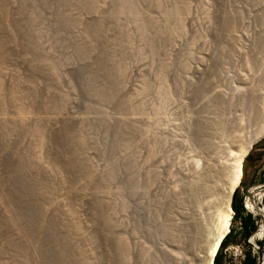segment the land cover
Instances as JSON below:
<instances>
[{"label":"bare ground","instance_id":"6f19581e","mask_svg":"<svg viewBox=\"0 0 264 264\" xmlns=\"http://www.w3.org/2000/svg\"><path fill=\"white\" fill-rule=\"evenodd\" d=\"M33 1L8 0L0 9L12 37L10 41L0 37V105L4 106V100L9 98L12 103L7 105L14 108L10 115L7 113L10 126L18 132L26 129V137L21 140L28 161L24 165L41 180L39 187L47 198L43 204L63 209V226L68 228L70 244L78 248L81 262H99H95L98 255L94 258L96 250L92 249L96 235L90 225H82L81 215L66 200L74 190L84 197V191L91 186L103 196V222L108 237L115 242L119 264H150L160 257L142 244L144 232L158 243L164 238L171 241L170 245L161 242V259L168 264H214L230 231L234 213L231 202L242 179L243 161L264 136V0H199L200 12L195 17L190 12V0H61L56 8L65 27L64 37L76 49L61 44V28H55L58 31L53 30L54 34L43 29L42 12ZM19 2L25 4L22 12ZM15 14L30 38L22 60L10 50L19 49L21 44L11 22ZM195 18L202 30L192 37L198 34L199 39L192 38V42L196 41L193 46L189 41L185 49L178 47L177 43L186 38L187 23H195ZM135 34L154 59L158 58L160 69L158 64L150 63L153 59L148 60L150 66H157L152 69L159 72L160 82L173 84L175 92H169V98L176 102L183 120L175 131L166 130L159 120L145 114L153 82L144 72L148 67L144 70L141 60L148 55L141 52L145 47L139 48ZM75 52L79 56L76 60ZM147 62L146 59L144 63ZM93 63L99 73L106 71L107 76L93 77L88 70L84 76L88 95L80 103L84 113L80 114L76 110L80 100L65 73L75 66L88 69ZM23 68L31 69V79L23 80ZM44 74L51 81L44 82ZM3 86L7 87L5 91ZM38 91L44 94V111L36 108V102L34 105ZM27 110L33 114L29 116ZM1 116L7 119L6 113ZM66 119L77 126L69 139L74 154L67 153L78 162L72 183L65 179L64 165L56 157H44L48 128L60 129ZM94 121H101L104 127L115 122L116 134L110 131L112 138L106 131L99 134L100 127L97 130ZM178 133L184 136L181 141L190 139L198 155L197 167L177 180L166 181L162 165L175 157ZM108 141L109 155L105 153L108 146H103ZM99 156L101 161L96 158ZM116 182L114 192L112 183ZM82 200L80 206L84 205ZM143 218L145 225L141 223ZM263 230L264 227L260 235ZM82 240L89 242L87 256L80 245ZM262 261L264 264V248Z\"/></svg>","mask_w":264,"mask_h":264},{"label":"rangeland","instance_id":"374dc122","mask_svg":"<svg viewBox=\"0 0 264 264\" xmlns=\"http://www.w3.org/2000/svg\"><path fill=\"white\" fill-rule=\"evenodd\" d=\"M7 1L8 0H0V9H1V6L6 4ZM60 1L61 0H34L33 2H36L38 4L37 6L42 12L43 29L54 34L55 31H58L61 28V31L59 32L61 33L63 31L60 35L61 44L67 48L71 46L72 49H76L74 45L68 39L64 37L65 27L62 24V19L59 16L57 8H56L58 7V2ZM190 2L192 5H194V7L190 5V12H192L194 14L193 17H195V14L198 15L200 12V8L197 9V5H198L197 3H199L200 5V1L190 0ZM109 3H110V0H109ZM165 3H169V2H165ZM21 4L23 8L21 7L19 8V10L22 12L23 10L21 9L25 8V4L23 2ZM40 4H41V7H40ZM199 5L198 7H200ZM26 7H29V5H27ZM197 15L196 17L200 18ZM12 21L14 23L12 24L15 26V30L17 31L16 33L18 35V38L21 44L20 46L18 45L19 49L16 48V49H10V50L15 58L17 57L19 60H22L21 54L23 50L26 48L27 43L30 42V38L28 35H26L24 23L21 21L19 16H16V14L13 15L11 22ZM193 21H195V23ZM193 21H192L193 23H190V21L187 23L188 29L186 28L187 29L186 38L181 39L177 43L178 47H181V48L184 47L183 49H185V46L186 47L188 45L190 46V42H191V46H193V43H195L196 41L194 40V42H192L193 41L192 38L197 37L199 39V35H198L199 31L202 30L201 24H200L199 19L195 18L193 19ZM196 22H198L199 24ZM89 25L92 26L91 23ZM195 25H197V27H199L198 25H200L197 31H196L197 27ZM55 28L57 29L59 28V29L57 30ZM0 31H1L0 37L2 39H4L5 41H10V38L12 39V37L8 34L3 24V17L1 13H0ZM195 32L196 33L198 32V34L194 35L195 37H192V34H195ZM47 34H50V33H47ZM137 36L138 35L135 34V40L137 39L136 41H138L139 48L142 49L145 47V44L142 43V41H140L141 39L139 38V36L138 38L140 40L136 38ZM197 38L196 40H198ZM197 42L199 43V40ZM196 47L199 48L198 46ZM144 49H146V52H143ZM144 49L143 51L141 50V52L144 54L146 53L145 57L147 55L148 56L147 58H143L144 54H142L143 56L141 57L143 58V60L141 61L145 62V60L147 59L148 61L147 63H149L151 59H153L154 62L152 60V62L150 63L156 64V65L158 64V68H159L160 66H159V61L157 60L158 58H156L155 60L154 56L151 53H149L148 51L149 49L147 50V47H145ZM36 56L37 55H35V58H37ZM150 56L153 58H150ZM78 57H79L78 54L75 52L74 59L76 60L78 59ZM148 57L150 61L148 60ZM144 62L142 63L145 65V67L143 65V69L144 68L146 69L148 67L147 69L149 70L151 69V70L150 72H148L149 70L144 69L145 70L144 71L142 69L141 72L144 71L146 73L147 71L146 77L148 81H150V83L153 82L151 83V88L148 94L149 99H151L150 100L151 103L148 105L145 111V114L151 117L152 120L153 119L159 120L163 128H166V130L175 131L177 124L179 125L180 123L183 122V120H182V116L178 114V108H177L176 102L169 98L168 93L173 92L172 90H174L172 82L168 83L169 81H171V78H170L171 74H169L170 76L168 77L170 78V80L169 79L167 80L168 84L164 83L165 84L164 85L162 84L163 81L160 82L161 79H160L159 72L154 70V68L152 69V67L157 68V66H154V65L150 66V63L147 64ZM94 64L95 63H93L89 68L87 66L88 69H86L85 67L75 66V67L68 69V71L65 73L67 78L73 81V82L70 81L71 85L74 86L73 88H74L77 100H80L78 101L79 102L78 107H76L77 108L76 110L78 112L80 111V114H84L82 112L83 108L80 103L81 101L86 100L87 95H88V88H87L88 86L86 87V84H85L86 83L85 77L88 75L87 74L88 70L91 74H93L92 75L93 77H96V76L98 77L99 75L107 76L106 71L99 73L100 69L98 68L97 64L95 65ZM159 69L157 70L160 71ZM22 70H23L22 75L25 77L23 78V80L32 78L31 69L28 68L27 69L28 71H27L25 68H23ZM151 71L152 72L155 71V73L157 72V74H159V78L157 74L155 75L153 73L156 76V78H154L153 74H148V73H152ZM24 72L25 74L27 73L26 74L27 76H25ZM144 72H142V77L145 74ZM148 75L149 76L151 75L152 78H154L155 80L153 79L154 81H152V79L149 78ZM43 76L46 78V79L43 78V80H45L44 82L51 81L50 78H48L47 74H44ZM94 79L95 78L92 79L93 83H95ZM110 80L112 79L110 78ZM110 80L109 82H111ZM158 82L164 86H161ZM7 84L8 83H6L5 86H7ZM5 86H3V90L4 88L6 90L8 87V86L7 87ZM152 86L154 87L152 88ZM169 88L170 90L167 93H165L164 90L169 89ZM154 92H156L155 93L156 96H154ZM43 95L44 94L42 93V91H38L36 98L34 100V105L37 103L36 105L38 106V107L36 106L35 107L38 109H40L41 107L43 110L42 109L40 110L42 111L46 109L44 106L45 98ZM6 100L8 101L9 98H7ZM7 101L4 100L5 103H4V106H2L6 110H4L0 105V116L6 113L5 118H7V119H4V116L0 117V249H1L0 250V261L2 262L6 261L7 263L9 262L8 264H31V263L32 264H82L83 262H81L80 255L78 254V251H77L78 248L75 246L74 243L71 242L70 244L71 239L68 233V228L66 227L64 228L63 226L65 225L64 223H62L65 217V213H62L64 212L63 209L61 207L57 208L59 210H57L55 207L47 208L43 204V201H47V198L43 194L44 190L39 187L41 184V180L37 178L34 174L32 175L31 173H29L28 168H26V166L24 165L25 162L27 163L28 161L26 160V157L24 155L23 148H25V145L24 144L21 145V140H23V138L26 137V134L24 133L26 129L21 128V130L18 132L17 129L12 128L10 126L11 122L8 121V119H9V115L11 114V112L14 111V108L12 106H9L12 102H10V100L8 102ZM5 105L6 107H8V109L9 108L10 109L7 110ZM78 112L77 114H79ZM7 113H9V115ZM27 113H29L28 114L29 116L33 114V113L31 114L30 111H28ZM28 115H25V116H28ZM137 116H140V113L137 114ZM4 122L6 124L10 123L9 126L5 125ZM90 123L92 124V122ZM94 123L98 124V125L95 124L97 130L99 129L98 126L100 127V131L98 130L99 134H101V131L102 132L106 131L107 134L112 138L113 135L116 134L115 132H117V129H116L117 125L115 124V122L112 125H107L106 127H104L105 125L101 121H94L93 124ZM91 124H89V126H91ZM114 124L116 125L115 127H114ZM110 126L111 127L113 126L114 129H111ZM75 127L77 128L74 122L66 119L61 122L60 127H59L60 129L50 130V128H48V132H50L49 134H47V137H49V143H47L48 145L46 144V148L44 149V154L47 155V156L44 155L45 158L46 157H56L64 165L63 171L65 172L64 173L65 179L67 180V182L69 181L70 183H72L75 180L74 176L77 173V168H78L77 160L74 158H70L71 156L70 154L73 152V149H71L72 147H71V143L69 139L71 138L72 136L71 133ZM108 127H110V129ZM110 131L112 132L113 135L111 134ZM99 136L101 137V135ZM183 139H184V136L178 133L177 140L179 141V145H178L175 157L172 158L169 162H166L162 165L164 168L162 175L164 178L167 177L166 181L169 180L170 178L173 180H177L182 174L192 172L197 167L196 161L198 159V155L196 151L194 150L190 139H188L187 141H181ZM46 142H48V139L46 140ZM109 142L110 141L106 143L103 142L104 147L108 146L106 148L107 150L105 149V153L107 155L111 153L110 151L111 145ZM255 148H260V149L257 151H254ZM67 153L70 156L67 155ZM73 154L74 153H72V155ZM247 156L245 157L243 161V175H242L241 182L239 186L236 188L237 189L236 202L240 208V215L236 216L235 212L233 213L231 224H230V231L228 233L229 235L224 241V243L223 244L221 243V246L218 250L219 264H246L245 260L248 258V256L255 260L254 264H257L258 261H259V264L263 263L262 258H263V248H264V230L261 235L259 233L262 231L264 227V181H261L264 178V137H262L252 146ZM65 157H67L68 159H66ZM96 158L98 161H101L100 156ZM45 181L49 182V180H46V179ZM118 181H120L119 177H118ZM117 184H118L117 182L112 183L113 191L114 189L117 188ZM87 190L84 191L85 192L84 197H82L83 196L82 194H78L75 190L74 192L71 191V194H70L71 197L69 195V197H67L69 199H67L66 202L69 203L70 205L75 206L76 213L78 214V216L81 215L79 218H81L82 220V225L84 226L90 225L92 227V233L94 232L96 235L94 237L95 238L94 240H96L94 244L96 246L94 245L95 248H92L93 250H96L95 251L96 253L94 252V256H95L94 258H96L98 255V259H96L95 262L98 260L99 262L98 263L96 262L97 264H117V262L119 264V260L116 256L117 252L115 251L116 250L115 242L113 241L112 238L108 237V232L103 222V219L105 218V214H104L103 204L100 200V198H102L103 196L100 194H96L91 189V186H88ZM80 197L83 200L80 199ZM81 200L83 201L82 204L84 205L80 206L79 204L81 203L80 202ZM86 200L92 201V202L91 203L88 202L89 203L88 204ZM232 202H233V198H232ZM97 204L98 205L100 204V205L98 206ZM81 208L83 209L82 214H81V210H82ZM131 214H132V211L130 210L129 215ZM249 215L251 216V221L248 222V228L251 229V234L248 238H245L244 219L247 218ZM53 218H55L56 220ZM130 220L133 222L132 217H130ZM141 223L145 225L146 219L143 218V220H141ZM104 234H106L107 236ZM103 235L105 237H103ZM53 236H55V238ZM140 239L142 241V244H144V246L147 247L148 245V247H150L151 249H154L157 252V254L160 256L158 259L152 260L150 264H168L165 261H163V259H161L162 251H164V247L161 245V242L164 241V245H168V243L170 245L171 241L169 239L164 238L162 239L161 242L158 243L156 242V240L152 238V236H149V234L147 235L146 233L145 235V232L140 237ZM90 242H91L90 245L93 247L92 245L93 242L92 241ZM86 243H89V242L87 241L85 242L82 240L80 242V245H82L81 248L83 252L85 253V255L87 256V254L89 255L90 252H89V245ZM53 249H56V250L54 251ZM261 249H262V253L259 257V252Z\"/></svg>","mask_w":264,"mask_h":264},{"label":"trees","instance_id":"16d2710c","mask_svg":"<svg viewBox=\"0 0 264 264\" xmlns=\"http://www.w3.org/2000/svg\"><path fill=\"white\" fill-rule=\"evenodd\" d=\"M248 157V156H247ZM236 197H237V189L234 192V197H233V202H232V208L234 209L235 215L238 216L240 215V208L236 202ZM251 221V216L249 215L247 218L244 219V227H245V238H248L251 234V229L248 228V222ZM229 234H227V236L224 238V240L222 241V244L224 243V241L226 240V238L228 237ZM246 264H254L255 260L251 257L248 256V258L245 260ZM214 264H219V253H217L215 260H214Z\"/></svg>","mask_w":264,"mask_h":264},{"label":"water","instance_id":"95a60500","mask_svg":"<svg viewBox=\"0 0 264 264\" xmlns=\"http://www.w3.org/2000/svg\"><path fill=\"white\" fill-rule=\"evenodd\" d=\"M264 137V136H263ZM251 150V149H250ZM261 253H262V249L260 250V252H259V257H260V255H261ZM257 264H259V261H258V263Z\"/></svg>","mask_w":264,"mask_h":264},{"label":"crops","instance_id":"0c3cea01","mask_svg":"<svg viewBox=\"0 0 264 264\" xmlns=\"http://www.w3.org/2000/svg\"><path fill=\"white\" fill-rule=\"evenodd\" d=\"M260 148H255L254 151H257L259 150ZM261 181H264V178L261 180Z\"/></svg>","mask_w":264,"mask_h":264}]
</instances>
